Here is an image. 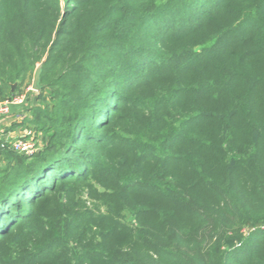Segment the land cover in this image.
I'll return each instance as SVG.
<instances>
[{
    "label": "trees",
    "instance_id": "trees-1",
    "mask_svg": "<svg viewBox=\"0 0 264 264\" xmlns=\"http://www.w3.org/2000/svg\"><path fill=\"white\" fill-rule=\"evenodd\" d=\"M39 64L0 264H264V0H0V98Z\"/></svg>",
    "mask_w": 264,
    "mask_h": 264
},
{
    "label": "built area",
    "instance_id": "built-area-1",
    "mask_svg": "<svg viewBox=\"0 0 264 264\" xmlns=\"http://www.w3.org/2000/svg\"><path fill=\"white\" fill-rule=\"evenodd\" d=\"M25 100L26 94L0 101V118H8L10 116L11 108L13 106H23L26 103ZM23 119L24 117L20 118L19 121L21 122ZM9 146L13 151L27 156L38 151L34 133L31 130L26 129L20 137L14 140H9Z\"/></svg>",
    "mask_w": 264,
    "mask_h": 264
},
{
    "label": "rangeland",
    "instance_id": "rangeland-1",
    "mask_svg": "<svg viewBox=\"0 0 264 264\" xmlns=\"http://www.w3.org/2000/svg\"><path fill=\"white\" fill-rule=\"evenodd\" d=\"M32 80H33V74L26 81V83H24L22 86L19 87L18 92H16L15 95L12 96V98H14V97H17V96H21V95H25L26 94V100H25V102H27V105L25 106V108L27 109L26 114H28V109L30 107H32V105H34L35 101H37V100L38 101H37L36 104H38L40 106H43L44 107L46 105H49V98L47 96V93L46 92H42L41 93L40 91L39 92L34 91L33 88H32ZM14 88H15V86H13V89ZM8 99H10V98L9 97L8 98H5V99H1L0 98V101H4V100H8ZM33 100H35V101H33ZM8 120H13V117L12 118H9ZM13 122L15 124V121H12L11 123L8 122L6 127H3L2 128V132H0L2 134H0V135H5V134L10 133V135L12 136V138L10 140H14V139L20 137V135L23 134V131L25 129L24 126L21 127V122L22 121L21 122L20 121L16 122L17 126L18 125L19 126L16 129H14V131H13V129H12L13 127L11 125ZM35 139H36V137H35ZM36 140L38 141L39 138H37ZM38 150H39V148H38Z\"/></svg>",
    "mask_w": 264,
    "mask_h": 264
},
{
    "label": "crops",
    "instance_id": "crops-1",
    "mask_svg": "<svg viewBox=\"0 0 264 264\" xmlns=\"http://www.w3.org/2000/svg\"><path fill=\"white\" fill-rule=\"evenodd\" d=\"M33 101H35V100H33ZM37 101H35L34 104H36ZM26 105H27V102L23 106H13L11 108L10 116L8 118H0V132H2L3 127L7 126L8 122L11 123L12 121H15V124H14V122L11 124L13 127L12 128L13 131H14V129H16L19 126V125L17 126L16 122H18L20 120V118L27 116V114H26L27 109L25 108ZM12 117H13V120H8L9 118H12ZM0 134H2V133H0ZM11 138H12V136L10 135V133L5 134V135H0V141L1 140H10ZM37 138H39L38 141L36 140ZM36 139H35L36 145L38 148H40L42 146V143L40 141V135L37 136Z\"/></svg>",
    "mask_w": 264,
    "mask_h": 264
},
{
    "label": "water",
    "instance_id": "water-1",
    "mask_svg": "<svg viewBox=\"0 0 264 264\" xmlns=\"http://www.w3.org/2000/svg\"><path fill=\"white\" fill-rule=\"evenodd\" d=\"M41 64H39L34 73H33V80H32V88L34 91L39 92L41 90V86H40V73H41Z\"/></svg>",
    "mask_w": 264,
    "mask_h": 264
}]
</instances>
